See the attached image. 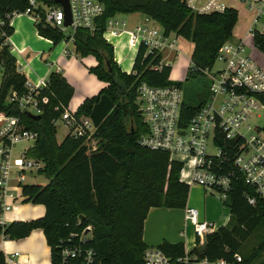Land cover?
<instances>
[{
	"label": "trees",
	"instance_id": "obj_1",
	"mask_svg": "<svg viewBox=\"0 0 264 264\" xmlns=\"http://www.w3.org/2000/svg\"><path fill=\"white\" fill-rule=\"evenodd\" d=\"M101 1L105 11L97 20V29L74 34L75 54L94 57L97 65L88 72L107 84L98 95L84 100L75 112L76 120L87 119L95 128L89 135V141L96 142L91 148L87 137L75 139L67 134L62 142L56 140L54 122L68 108L74 94L62 74L51 73L48 86L41 89L39 98L47 97L48 101L42 104L37 119L21 113L16 103L9 102L12 93L19 97L27 93L26 78L19 74L8 43L14 31L10 19L14 14H23L30 5L29 0H0V112L19 116L25 128L36 133L28 157L43 163L40 174L47 180L44 186L23 188L24 202L41 205L44 215L26 223L14 221L4 234L13 241L27 238L34 230L42 231L51 264H61L65 248L81 252L66 264H82L83 254L89 250L95 254L92 264H143L147 246L142 233L149 210H183L188 204L191 188L180 181L181 164L171 162L167 153L138 145L146 126L138 114L137 88L141 83L155 88L172 84L170 67L153 70L161 56L146 54L140 46L131 73H122L114 61L113 47L102 39L107 19L140 13L156 22L164 35L174 34L193 44L185 81L199 79L202 84L182 101L185 124L206 101L208 81L204 72L213 67L221 45L233 39L237 24V10L199 15L186 8L182 0ZM34 2V11L41 20L42 6L58 5V0ZM36 29L53 45L60 43L63 36L41 24ZM253 46L264 55V35L254 32ZM174 83L183 89L181 83ZM257 98L264 106V94ZM260 131L264 135V126ZM232 184L226 199L228 223L207 235L202 247L191 251L209 260H227L238 253L242 258L239 264H264V207H252L242 198L247 187L239 174ZM87 228L90 231L82 238ZM250 240L253 245L245 249ZM157 248L172 261L186 253L182 243L163 242ZM0 264H6L1 252Z\"/></svg>",
	"mask_w": 264,
	"mask_h": 264
},
{
	"label": "built area",
	"instance_id": "obj_2",
	"mask_svg": "<svg viewBox=\"0 0 264 264\" xmlns=\"http://www.w3.org/2000/svg\"><path fill=\"white\" fill-rule=\"evenodd\" d=\"M182 2L186 8L199 15L220 14L233 9V4H240L252 19L246 36L253 38L254 32L264 35V0ZM29 5L30 8L26 9L24 14L31 18L34 26L41 24L59 31L63 35L60 42L65 46H74V34L78 30L94 32L97 29V20L105 11L101 0H68L71 20L66 26L64 10L59 4L55 7L42 6V20L40 14L34 11L37 9L34 0H29ZM151 22L145 17L142 24L135 27L133 32H129L122 28L125 23H119L114 16L107 19L102 39L110 44L105 37L106 33L115 35L126 31L137 51L143 46L146 54L161 56L160 62L152 68L153 70H160L163 66L169 67V59L172 53L179 51L178 41L181 39L174 34L164 35L162 28L151 26ZM256 26H259L258 30L255 29ZM166 53L168 56L164 58L163 54ZM217 53L214 65L219 63L221 67L214 70L213 65L204 72L209 95L186 124L181 116L183 92L174 82L156 88L146 83L138 86L136 103L141 111V120L146 126V132L139 137L138 145L150 151L167 153L171 162L181 164V182L190 188L198 186L210 192L225 207L228 193L233 187L232 183L236 174H239L247 187L242 198L252 207L259 204L264 207V135L259 128L250 124L255 112L259 108L264 109L257 98V95L264 94V69L245 52L242 39L226 41ZM64 54L70 55L66 49ZM47 86L48 79H41L36 85L26 80L27 93L19 97L14 92L10 95L9 102L16 103L21 113L38 116L41 114L42 104L48 101L47 97L39 98L41 89ZM75 112L67 108L59 119L63 121L64 127L68 128L71 137L89 139L95 129L93 124L83 118L76 120ZM36 138V133L25 128L19 116L0 112L1 253L4 243L8 241L4 231L13 222L6 221L5 217L12 211L13 206L26 201L24 197H18L17 189L20 188L23 193V188L27 187V176L33 173L41 175L44 169L40 160L28 157ZM26 142L32 145L21 150L16 149L17 145ZM184 219L192 227L196 239L194 247H202L206 236L217 230L213 223L200 220L198 209L195 207L186 206ZM89 231L90 228H87L82 238H86ZM2 254L6 264H14L18 256L17 252L11 255ZM79 254L81 252L77 249H63L61 264H66L68 259H76ZM83 255L82 264H92L95 254L89 250ZM241 260L238 253L227 260H209L190 251L172 261L164 252L153 247H147L143 255V264H239Z\"/></svg>",
	"mask_w": 264,
	"mask_h": 264
},
{
	"label": "crops",
	"instance_id": "obj_3",
	"mask_svg": "<svg viewBox=\"0 0 264 264\" xmlns=\"http://www.w3.org/2000/svg\"><path fill=\"white\" fill-rule=\"evenodd\" d=\"M233 9L237 10L238 14L241 12L244 19H246V21L248 20V11L244 6L233 4ZM10 25L13 27L14 31L8 39V43H10L11 54L14 59H16V67L19 74L25 76L26 80L34 85L41 79L47 80L51 73L58 72L62 74L67 84L72 88V91H74L67 106L71 112H75L84 100L91 99V97L98 95L102 89L107 87L106 83L99 81L94 74H89L88 72L91 67L97 65V61L94 57H77L78 55L75 54V45L72 46L73 50L69 49L71 44L65 46L60 42L53 45L49 40L39 36L31 18L24 13L13 16L10 19ZM246 34L247 30L244 35L245 37L242 39L244 41L249 37L246 36ZM233 40L237 41L241 39L233 38ZM116 41L118 42L119 39ZM65 49L69 51L70 55L64 54ZM114 59L116 60L115 56ZM131 63L124 70L127 74L131 73ZM33 67H37V71L33 69ZM192 188L195 194L203 193L202 201L194 197L189 198L187 206L198 209L201 221L213 223L216 229L225 227L230 219L229 209L228 214L224 215L226 208L221 202L219 203V200L214 195L210 193L207 195V192L198 186H192ZM182 223H184V229L189 227L184 219V209L182 212L179 209H150L143 226L142 236L144 244H146L147 247L157 248L163 242L173 245L182 243L185 251L190 252L194 249L196 239L193 233L191 238H188L184 231L181 232ZM28 238L29 236L25 239L13 240L10 242H14L16 245L17 241L23 243L25 240H28ZM44 240L46 243V239ZM1 251L3 252V249ZM14 252L18 253L16 259L27 257L24 253H19L17 250H14ZM45 252L48 254V264L50 249L47 243L45 245ZM14 264L18 263L15 261Z\"/></svg>",
	"mask_w": 264,
	"mask_h": 264
},
{
	"label": "rangeland",
	"instance_id": "obj_4",
	"mask_svg": "<svg viewBox=\"0 0 264 264\" xmlns=\"http://www.w3.org/2000/svg\"><path fill=\"white\" fill-rule=\"evenodd\" d=\"M247 13V12H246ZM247 18L248 20L244 19L243 14L241 12L237 15V24L233 29L232 36L234 39H243L245 36L246 30L250 27L251 25V16L249 17V14L247 13ZM115 20L118 21L119 23L124 22L125 26L122 27L124 30L133 32L135 27L138 25L142 24L144 21V15L138 13V14H130V15H117L115 16ZM151 26H157L155 22L150 23ZM256 30L259 29V26L255 27ZM111 46L114 48L113 51V56L116 57V62L118 68L122 71L125 72V68L131 63L134 62L135 55L137 53V49H130L128 47V35L127 34H122V36L119 38V41L117 42L114 40L113 42L110 43ZM179 45V51L175 53H172V57L169 59V67H170V76H169V81L170 82H178L181 83L182 92H183V100L185 99V96H189L190 94H194L196 91L199 90V85L202 84V81L199 79L196 80H189L185 81L187 74H188V69H189V60L191 57V51L193 48V44L191 42H187L185 40H180L178 41ZM244 46H245V52L256 61V63L264 69V55L259 52L252 43V37H248L244 41ZM70 50H73L72 45L69 46ZM164 58H166L167 53L163 54ZM79 57V56H77ZM220 64L216 63L214 65V70H218L220 68ZM37 71V67H33ZM126 73V72H125ZM208 86V84H207ZM207 93L209 95V86L207 89ZM56 140L58 143L62 142L65 136L68 134V128L64 127L63 121L61 119L56 121ZM251 126L257 127L261 129L264 126V109H258L255 114L253 115L251 121H250ZM86 142L88 143L89 147H93L96 142L94 140L89 141V139H85ZM89 141V142H88ZM32 143L26 142V143H21L16 146L17 150H21L23 148H27L31 146ZM47 183V180L45 177L42 175H37V174H32L27 176L26 184L28 185H40L44 186ZM18 191V197H26L20 190V188L17 189ZM210 192H207V195ZM202 196L203 193H197L195 194L193 191V188L190 189L189 193V198H195L197 200L202 201ZM188 198V199H189ZM220 203V201H219ZM225 213L224 215L228 214V207H225ZM182 212V210H181ZM44 215V207H42L39 204L33 203L32 201L28 200L27 202L23 203H17L15 206L12 207V211L9 212L5 219L8 222L16 221V222H29L31 220H35L38 218H41ZM203 221V220H202ZM189 227L184 229V223L181 225V232H185L188 238H191L192 236V227L190 224H188ZM24 241V240H23ZM20 241H17L16 245L13 242L7 241L3 245V252L6 255H11L13 254L14 250H17L19 253H24L27 257L26 258H18L15 261L18 264H47V259H48V254L45 252V240L43 238V234L39 230H34L31 232L29 235L28 240H25L23 243H19ZM253 242L250 240L245 244V249H248L249 246H252ZM2 252V253H3ZM50 264V256H49V262Z\"/></svg>",
	"mask_w": 264,
	"mask_h": 264
},
{
	"label": "water",
	"instance_id": "obj_5",
	"mask_svg": "<svg viewBox=\"0 0 264 264\" xmlns=\"http://www.w3.org/2000/svg\"><path fill=\"white\" fill-rule=\"evenodd\" d=\"M58 4L61 6V8L64 10V14H65V21L64 24L66 26H68L70 24V20H71V13H70V8L68 7V0H58ZM107 66H110V63L107 62ZM141 111L138 110V114L140 115ZM29 114V113H28ZM29 116L33 119H37L38 116L29 114ZM132 129H131V133H132ZM80 220H82V217H79Z\"/></svg>",
	"mask_w": 264,
	"mask_h": 264
},
{
	"label": "bare ground",
	"instance_id": "obj_6",
	"mask_svg": "<svg viewBox=\"0 0 264 264\" xmlns=\"http://www.w3.org/2000/svg\"><path fill=\"white\" fill-rule=\"evenodd\" d=\"M127 32L126 31H124V32H122L121 34H112V33H110V32H108V33H106L105 34V37L107 38V40H109V43H111L113 40H117V39H119L121 36H122V34H126ZM128 47L130 48V49H135V45L133 44V42H132V40L129 38V36H128Z\"/></svg>",
	"mask_w": 264,
	"mask_h": 264
}]
</instances>
